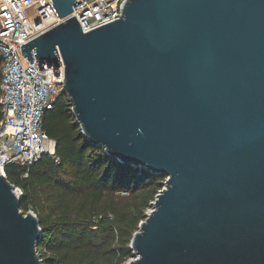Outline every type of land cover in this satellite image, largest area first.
<instances>
[{
    "label": "water",
    "instance_id": "95a60500",
    "mask_svg": "<svg viewBox=\"0 0 264 264\" xmlns=\"http://www.w3.org/2000/svg\"><path fill=\"white\" fill-rule=\"evenodd\" d=\"M76 0H53L61 18ZM65 66L62 94L94 145L165 177L130 264H264V0H127L22 45ZM0 172V264H43L42 229Z\"/></svg>",
    "mask_w": 264,
    "mask_h": 264
},
{
    "label": "trees",
    "instance_id": "16d2710c",
    "mask_svg": "<svg viewBox=\"0 0 264 264\" xmlns=\"http://www.w3.org/2000/svg\"><path fill=\"white\" fill-rule=\"evenodd\" d=\"M42 127L56 141L59 162L43 154L32 165L8 164L5 173L22 190L21 209L39 219L43 264H126L165 177L120 163L92 144L64 94L45 111Z\"/></svg>",
    "mask_w": 264,
    "mask_h": 264
},
{
    "label": "built area",
    "instance_id": "2783aa9c",
    "mask_svg": "<svg viewBox=\"0 0 264 264\" xmlns=\"http://www.w3.org/2000/svg\"><path fill=\"white\" fill-rule=\"evenodd\" d=\"M127 0H76L73 12L61 18L53 0H0V172L8 164L32 165L43 154L56 162V141L42 127L46 110L62 94L65 66L49 65L36 59L31 63L22 45L76 16L83 31L123 15ZM15 193L22 195L16 187ZM131 259L126 263L130 264Z\"/></svg>",
    "mask_w": 264,
    "mask_h": 264
},
{
    "label": "rangeland",
    "instance_id": "374dc122",
    "mask_svg": "<svg viewBox=\"0 0 264 264\" xmlns=\"http://www.w3.org/2000/svg\"><path fill=\"white\" fill-rule=\"evenodd\" d=\"M151 209V208H150Z\"/></svg>",
    "mask_w": 264,
    "mask_h": 264
}]
</instances>
